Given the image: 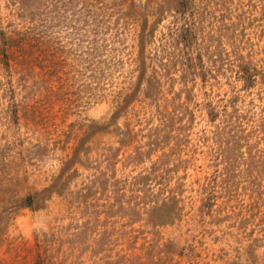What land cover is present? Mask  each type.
Listing matches in <instances>:
<instances>
[{
	"label": "rangeland",
	"instance_id": "obj_1",
	"mask_svg": "<svg viewBox=\"0 0 264 264\" xmlns=\"http://www.w3.org/2000/svg\"><path fill=\"white\" fill-rule=\"evenodd\" d=\"M0 264H264V0H0Z\"/></svg>",
	"mask_w": 264,
	"mask_h": 264
},
{
	"label": "trees",
	"instance_id": "obj_2",
	"mask_svg": "<svg viewBox=\"0 0 264 264\" xmlns=\"http://www.w3.org/2000/svg\"><path fill=\"white\" fill-rule=\"evenodd\" d=\"M187 37L189 36L186 35ZM183 36L182 39H186L187 37ZM184 45H188L189 43L183 42ZM244 78L249 79L252 77L250 74H248L247 70L243 71ZM134 97V93L133 96ZM131 97V100L133 99ZM130 99H121L117 106H114V112L111 118H117L119 116L118 113H121V110L124 109L128 103L131 101ZM127 107V106H126ZM211 121L215 118V114H209ZM239 140V139H238ZM236 143V142H234ZM63 172V169L60 172V175H58L57 178H55L50 184H48L46 187L42 188L39 191H36L32 194H28L22 199L21 206L26 208H32L36 207L37 203L39 204L42 201L47 200L51 197L53 194H57L60 190V187L62 186V182L60 181L61 173ZM65 180V179H64ZM64 183V182H63ZM171 201L174 200V198H170ZM169 200L168 203L161 204L160 206L153 207L147 214L148 222L151 227H159L163 225H169L177 221L179 218V208H175L174 204L171 203ZM188 247H180L176 251L173 252V254L177 256L185 255L186 251H188Z\"/></svg>",
	"mask_w": 264,
	"mask_h": 264
}]
</instances>
